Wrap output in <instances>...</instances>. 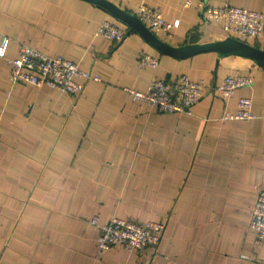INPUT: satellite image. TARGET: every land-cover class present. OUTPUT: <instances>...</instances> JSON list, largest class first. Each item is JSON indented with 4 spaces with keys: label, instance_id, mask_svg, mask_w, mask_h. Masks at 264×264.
I'll list each match as a JSON object with an SVG mask.
<instances>
[{
    "label": "crops",
    "instance_id": "0c3cea01",
    "mask_svg": "<svg viewBox=\"0 0 264 264\" xmlns=\"http://www.w3.org/2000/svg\"><path fill=\"white\" fill-rule=\"evenodd\" d=\"M108 1L132 14L142 3L160 7L179 22L172 37L157 35L173 46L227 37L206 19L207 3L264 15V0ZM105 19L128 31L121 42L96 34ZM4 36L0 264H264V242L249 225L264 190V66L215 51L161 52L89 0H0V42ZM19 43L69 58L102 81L84 83L79 95L12 83L7 58ZM248 43L264 47V35ZM140 50L159 56V66L140 69ZM179 74L206 86L191 113L160 112L124 90ZM231 74L254 82L225 102L215 85ZM242 96L253 99V118L225 119ZM113 216L165 222L160 242L100 251L99 226Z\"/></svg>",
    "mask_w": 264,
    "mask_h": 264
},
{
    "label": "built area",
    "instance_id": "2783aa9c",
    "mask_svg": "<svg viewBox=\"0 0 264 264\" xmlns=\"http://www.w3.org/2000/svg\"><path fill=\"white\" fill-rule=\"evenodd\" d=\"M192 0H186L189 6ZM154 34H164L172 37L173 29L178 27V21H168L164 18L160 7L142 3L134 13ZM207 20L220 23L227 36L243 42L262 39L264 35V15L262 12L238 7L230 4L221 6L207 3L204 7ZM96 34L102 35L114 44L119 43L128 31L119 24L105 19L97 27ZM8 37H2L0 42V57H6ZM11 65L10 80L12 83H30L36 86L47 85L60 91L79 95L84 89V83L94 80L102 81L98 74L84 70L79 64L69 58L54 56L42 52L27 43H19L18 54L7 58ZM140 69L159 66V57L140 50L137 55ZM83 79L84 82L80 81ZM254 79L249 75H227L221 83L215 85L221 98L227 102L235 91L241 87H249ZM206 86L201 81L190 79L187 74H179L168 79L154 78L146 89L124 87L133 101H140L156 107L164 113H191L193 106L205 93ZM253 99L242 96L238 99L235 112L225 111V119L247 120L253 118ZM91 223L98 225V217L94 216ZM250 228L255 233V242H264V190H259L254 207L250 211ZM100 232L97 246L100 251L120 245L129 251L141 250L158 245L165 229V222L119 216L111 217L99 226Z\"/></svg>",
    "mask_w": 264,
    "mask_h": 264
},
{
    "label": "water",
    "instance_id": "95a60500",
    "mask_svg": "<svg viewBox=\"0 0 264 264\" xmlns=\"http://www.w3.org/2000/svg\"><path fill=\"white\" fill-rule=\"evenodd\" d=\"M109 11L116 18L130 25L131 31H137L146 41L161 52L183 57L199 52L215 51L220 56L238 55L253 59L258 65L264 66V47H257L234 37L201 44L173 46L154 34L135 14L128 13L108 0H89Z\"/></svg>",
    "mask_w": 264,
    "mask_h": 264
},
{
    "label": "trees",
    "instance_id": "16d2710c",
    "mask_svg": "<svg viewBox=\"0 0 264 264\" xmlns=\"http://www.w3.org/2000/svg\"><path fill=\"white\" fill-rule=\"evenodd\" d=\"M159 57V56H158Z\"/></svg>",
    "mask_w": 264,
    "mask_h": 264
}]
</instances>
